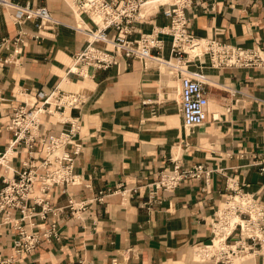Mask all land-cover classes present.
<instances>
[{"label":"crops","instance_id":"1","mask_svg":"<svg viewBox=\"0 0 264 264\" xmlns=\"http://www.w3.org/2000/svg\"><path fill=\"white\" fill-rule=\"evenodd\" d=\"M11 1L46 6L57 24L38 29L39 19H18L14 10L0 6L1 122H8L26 99L39 104V93L55 88L82 94L86 100L65 115L39 118L41 131L54 133L71 127L70 118H79L76 142L81 152L74 161L79 183L67 192L56 188L49 202L53 211L70 198L87 205L74 213L63 208L56 215L49 213L47 220L36 219V229L56 223L60 238L42 243L14 264H224L210 256L219 246L216 239L211 243L219 213L234 195L228 185L264 203V175L254 164L264 153L263 70L216 69L207 56L192 63L191 68H202L209 80L210 105L206 123L188 130L174 68L151 60L145 66L118 55V63L106 69L84 68L86 77L69 72L74 55L89 40L77 29L79 22L94 26L89 15L77 17L79 0ZM186 14L198 37L264 52V0H197ZM169 22L162 11L155 13L137 24L132 37ZM19 37L24 43L16 42ZM165 38L164 55H169L170 39ZM12 140L13 133L3 128L0 151ZM36 157L43 159L40 153ZM176 157L183 168L203 164L211 171L209 179H187L173 190L155 193L159 171L172 166ZM29 160L27 149L18 146L9 165L21 171ZM12 174L0 167V186L3 177ZM119 187L127 192L110 193L103 203L94 201L101 191ZM17 237L13 224L0 225L1 256L14 254ZM232 264H264V251Z\"/></svg>","mask_w":264,"mask_h":264},{"label":"built area","instance_id":"2","mask_svg":"<svg viewBox=\"0 0 264 264\" xmlns=\"http://www.w3.org/2000/svg\"><path fill=\"white\" fill-rule=\"evenodd\" d=\"M148 0H79L78 8L89 15L94 27L84 29L89 36L87 46L74 55L73 66L69 72L79 73L83 77L84 68L106 69L112 66L118 55L126 58L140 59L147 65L148 61L162 63L166 38L170 39V58L176 60L174 71L180 79V104L186 126L198 127L207 120L209 97L205 90L206 82L202 71H191L188 68V48L199 46L202 51L199 58L208 57L210 66L216 69L225 68H260L264 72V52L256 47H244L219 40L215 37H198L192 32L191 20L185 15L197 0H173L160 4L167 6L163 14L170 20L169 25L160 27L152 33H142L138 38L132 37L136 32L137 23L143 21L146 15L142 9ZM1 7L14 10L16 17L39 19L38 29L45 25L57 24L50 11L45 6H33L30 3L21 5L11 0H0ZM99 16L100 21L95 17ZM108 31L114 32L110 38ZM92 36L99 41L110 42L113 49H99L91 43ZM38 37V36H36ZM16 42L24 43V37ZM16 52H20L16 50ZM200 76V77H198ZM41 102H34L31 106L25 101L14 109L13 114L5 124L0 119V131L5 128L13 133V140L9 148L22 146L27 149L30 160L24 163L21 171L13 170V175L3 177L0 186V225L13 224L18 231V237L13 242L14 254L11 257L0 255V264H14L16 261L34 252L42 243L60 238V231L56 223L50 227L38 226L36 219L47 220L49 213L57 214V210L69 209L72 213L81 210L87 201H77L73 198L63 208L53 211L49 202V194L58 187L67 192L69 186L79 183L75 173L74 161L81 152V144L76 142L79 133V118H70L72 126L59 133L42 132V114L64 113L67 109H79L85 103V96L79 93H67L58 88L48 93H39ZM39 148L35 150L36 147ZM71 146V150H69ZM0 151V165L5 172L11 170L8 163V151ZM43 156L38 160L36 154ZM255 166L264 175V153ZM173 165L161 169L156 181L153 182L155 193L159 190H173L187 179L205 177L209 179L211 171L203 164L183 168L178 158H172ZM234 192L227 200V207L219 213L215 224L214 238L217 236L218 226L226 225V215L233 213L240 218L235 228L225 239V245L217 253L212 254L216 262L232 264L234 259L264 251V203L254 195L243 192L234 184L228 185ZM127 190L122 187L112 191H101L94 201L103 203L110 193ZM240 201L230 207L235 198ZM38 207L40 210H38ZM113 264H117L114 260Z\"/></svg>","mask_w":264,"mask_h":264},{"label":"bare ground","instance_id":"3","mask_svg":"<svg viewBox=\"0 0 264 264\" xmlns=\"http://www.w3.org/2000/svg\"><path fill=\"white\" fill-rule=\"evenodd\" d=\"M173 0H148V2L144 5V7H143V9H142V13L143 14H145L146 15V18L143 20V21H145L149 16H151V15H153V14H155V13H158V12H160V11H162L163 12V10L165 9V8H167V6H159L160 4H164V3H169V2H172ZM46 7V6H45ZM189 10V9H188ZM75 12H76V14H77V17H79V16H81L82 14H87V13H85V12H83V11H81L79 8H78V5H77V7H76V9L74 10ZM78 11H80L79 12V14H78ZM88 15V14H87ZM185 15H187L186 13H185ZM165 16V15H164ZM188 17V16H187ZM189 18V17H188ZM82 19V18H81ZM95 20L98 22V21H100V17L99 16H96L95 17ZM79 21V20H78ZM143 21H141V22H143ZM82 22V21H81ZM93 23V22H92ZM140 23V22H139ZM170 23V22H169ZM138 24V23H137ZM94 25V24H93ZM169 25V24H168ZM167 26V25H166ZM94 27V26H93ZM162 27H164V26H162ZM88 28H91V27H88V25H86V24H84V22H82L81 24H80V22H79V24H78V26H77V29H79L81 32H83L84 34H86L83 30L84 29H88ZM160 27H157V28H155L153 31L155 32V31H158V29H159ZM136 31H137V29H136ZM152 31V32H153ZM110 32L111 31H108V33H109V37L110 38H113L114 37V35H110ZM152 32H146V33H152ZM136 33V32H135ZM142 34V33H141ZM140 34V35H141ZM87 35V34H86ZM88 36V35H87ZM88 38H89V36H88ZM138 38V37H137ZM90 39H91V43L92 44H94V46L95 47H97V48H99V49H110V50H112L113 49V44L112 43H110V42H105V41H99V40H97V39H95L94 38V36H92V38L90 37ZM98 42H102V44H103V46H98V45H96ZM108 45L110 46V47H108ZM165 48H166V46H165ZM165 50V49H164ZM187 51H188V53H189V56L191 55V57H190V59H189V66H188V68L191 70V71H202L203 72V70H202V68L201 69H199V70H194V69H191L190 67H191V65H192V63H194L195 62V59L196 58H198L199 59V61L201 60V58H199L197 55L202 51V48L201 47H199V46H194V47H192V48H188L187 49ZM189 56H187V58L189 57ZM128 59H132V60H134V58H128ZM137 59V58H136ZM162 59H163V62L162 63H165L166 65H168V66H170V67H172V68H176L175 67V65L177 64L176 63V60L175 59H171L170 58V51H169V55H164V51H163V56H162ZM137 60H139V61H141L142 63L144 62V61H142V60H140V59H137ZM162 63H160V64H162ZM144 64V63H143ZM145 65V64H144ZM146 66V65H145ZM90 67H93V66H90ZM94 68V67H93ZM96 69H99V68H96ZM103 69V68H102ZM202 76H204V80H205V82H206V85H205V90H206V86L207 85H209L210 83H209V80L206 78V75H205V73L203 72V75ZM198 77H200V76H198ZM178 79H179V76H178ZM180 86H181V83H180V79H179V91H180ZM179 91H178V99H179V103H180V97H179ZM25 101H27L28 103H29V106H31L34 102H36L37 103V101L36 100H33V99H26ZM209 105H210V100H209V104H208V107H209ZM208 107H207V119H208ZM180 109H181V104H180ZM69 109H67L64 113H61V112H54V114H51V115H57V113H60L61 115H65L66 113H67V111H68ZM182 112V111H181ZM183 115V114H182ZM184 119V118H183ZM207 121V120H206ZM206 123V122H205ZM71 126H72V124H71V122L69 123ZM184 124H185V122H184ZM186 126V125H185ZM187 127V129H191V128H194V127H190V126H186ZM199 127V126H198ZM80 130V129H79ZM9 148V147H8ZM7 150V149H6ZM2 152V151H1ZM5 152V151H4ZM13 155V149H11V148H9V151H8V155H7V158H8V163H7V165L8 166H10L9 165V158H10V156H12ZM30 156V155H29ZM0 167L1 168H5V167H2V165H0ZM10 168H12L11 166H10ZM13 168L11 169V170H8V171H12L13 172ZM7 171V172H8ZM14 173V172H13ZM13 175V174H12ZM12 175H10V176H12ZM240 201L239 200V198L237 197V198H235L233 201H231L230 202V207H234L235 205H237V202L238 201ZM227 207V204H224V206H223V208H222V212L224 211V209ZM238 222H240V218L237 216V215H235V214H233V213H228L227 215H226V225H223V226H218V229H217V236L214 238V240L216 239L217 241H218V250H217V252L220 250V249H222L223 247H224V245H225V239H226V237L231 233V231L235 228V226H236V224L238 223ZM214 240L213 241H211V243H213L214 242ZM216 252V253H217Z\"/></svg>","mask_w":264,"mask_h":264},{"label":"rangeland","instance_id":"4","mask_svg":"<svg viewBox=\"0 0 264 264\" xmlns=\"http://www.w3.org/2000/svg\"><path fill=\"white\" fill-rule=\"evenodd\" d=\"M190 57H191V55L188 57V59H190ZM196 60H199L198 58H196L195 59V62H196ZM166 67V66H165ZM191 68V67H190ZM191 69H193V68H191ZM170 70H172V69H170ZM194 70H196V69H194ZM189 130V129H188ZM238 201V200H237Z\"/></svg>","mask_w":264,"mask_h":264}]
</instances>
